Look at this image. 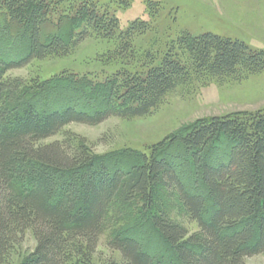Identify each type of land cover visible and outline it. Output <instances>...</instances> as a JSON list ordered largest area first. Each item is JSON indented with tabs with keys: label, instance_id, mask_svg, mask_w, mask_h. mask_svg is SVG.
Masks as SVG:
<instances>
[{
	"label": "trees",
	"instance_id": "trees-1",
	"mask_svg": "<svg viewBox=\"0 0 264 264\" xmlns=\"http://www.w3.org/2000/svg\"><path fill=\"white\" fill-rule=\"evenodd\" d=\"M0 16L28 40L19 58L0 50V264L9 263L29 230L36 246L19 264H95L102 233L137 205L171 257L150 252L122 230L108 242L120 259L107 264H247L246 258L264 253V108L201 119L113 165L83 141L44 143L74 122L148 115L166 95L194 81L260 73L263 49L212 32L183 31L161 56L138 58L139 69H120L90 87V101L101 97L98 103L47 108L30 93L55 85L54 79L28 86L8 72L35 59L67 56L94 35L115 41L103 61L130 63L137 58L133 39L150 23L136 19L123 30L97 0H0ZM59 79L82 83L73 75ZM180 153L194 166V187L177 170ZM164 197H177L199 231L175 222Z\"/></svg>",
	"mask_w": 264,
	"mask_h": 264
},
{
	"label": "rangeland",
	"instance_id": "rangeland-1",
	"mask_svg": "<svg viewBox=\"0 0 264 264\" xmlns=\"http://www.w3.org/2000/svg\"><path fill=\"white\" fill-rule=\"evenodd\" d=\"M101 7L115 14L120 28L136 19L146 20L151 29L135 36L133 44L137 58L132 62L112 61L106 63L102 57L115 48V41L92 36L78 44L67 56L51 55L43 60L35 59L29 65L12 69L8 76L21 78L28 86L38 85L54 79L55 85L44 90H32L33 99L41 107H54L65 103H77L80 107L98 103L101 97L90 101V87L105 81L120 69L135 71L143 64L138 58L162 55L179 33L193 34L212 32L245 41L254 49L264 50V0H97ZM159 8L158 13L149 7ZM28 40L23 39L18 29L0 16V50L12 58L26 53ZM73 75L81 84L59 82V77ZM84 82H87L84 83ZM88 85V86H87ZM264 108V71L244 79L220 81L198 80L178 87L165 96L163 102L148 115L133 118L110 117L97 125L74 122L44 143L66 142L75 145L82 141L100 159L113 165L130 151H147L154 144L181 132L197 121L229 113L256 111ZM173 151V150H172ZM174 152V151H173ZM177 170L190 187H194L197 176L188 155L180 153L174 157ZM198 191L201 189L198 188ZM171 218L185 226L190 233L199 231L198 224L191 220L178 198L164 197ZM140 206L126 208V214L105 229L94 255L95 264H107L110 258L120 259L118 252L108 247L114 234L121 232L137 236L152 253L172 252L163 238L148 223H143L138 213ZM36 239L27 231L24 241L13 252L8 264H19L35 248ZM167 250V251H166ZM247 264H264V253L246 258Z\"/></svg>",
	"mask_w": 264,
	"mask_h": 264
}]
</instances>
